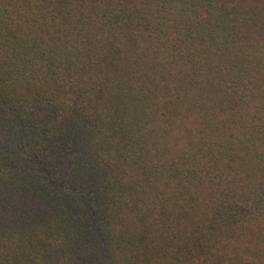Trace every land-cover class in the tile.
<instances>
[{"label": "trees", "instance_id": "trees-1", "mask_svg": "<svg viewBox=\"0 0 264 264\" xmlns=\"http://www.w3.org/2000/svg\"><path fill=\"white\" fill-rule=\"evenodd\" d=\"M0 264H264V0H0Z\"/></svg>", "mask_w": 264, "mask_h": 264}]
</instances>
